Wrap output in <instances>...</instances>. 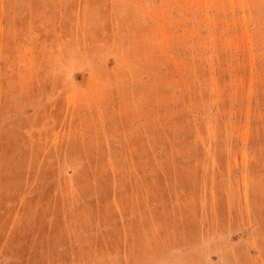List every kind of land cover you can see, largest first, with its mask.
Wrapping results in <instances>:
<instances>
[{
	"label": "rangeland",
	"instance_id": "obj_1",
	"mask_svg": "<svg viewBox=\"0 0 264 264\" xmlns=\"http://www.w3.org/2000/svg\"><path fill=\"white\" fill-rule=\"evenodd\" d=\"M0 264H264V0H0Z\"/></svg>",
	"mask_w": 264,
	"mask_h": 264
}]
</instances>
